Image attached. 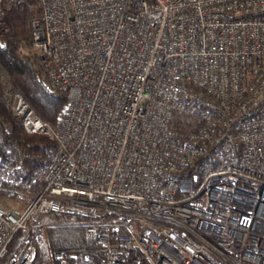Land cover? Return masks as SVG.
<instances>
[{
	"label": "built area",
	"instance_id": "built-area-1",
	"mask_svg": "<svg viewBox=\"0 0 264 264\" xmlns=\"http://www.w3.org/2000/svg\"><path fill=\"white\" fill-rule=\"evenodd\" d=\"M37 7L30 47L66 103L52 127L5 78L21 128L54 147L30 182L0 157V264H38L12 237L58 214L90 219L97 264H264V0Z\"/></svg>",
	"mask_w": 264,
	"mask_h": 264
},
{
	"label": "trees",
	"instance_id": "trees-1",
	"mask_svg": "<svg viewBox=\"0 0 264 264\" xmlns=\"http://www.w3.org/2000/svg\"><path fill=\"white\" fill-rule=\"evenodd\" d=\"M0 8L10 27L8 39L0 43V157L8 155L15 174L30 182L32 171L46 162L54 143L44 134L24 132L18 118L10 111L5 78L23 93L35 112L52 127L58 123L66 98L50 88L48 62L26 52L31 45L30 20L38 15L37 0H22L19 5H7L1 1ZM194 123L178 114L173 126L192 130ZM90 222L86 217L58 214L54 225L17 231L11 242L28 238L35 248L38 264H58L53 258L55 252L63 256L88 254L89 260L78 264H97L100 249L85 233V226Z\"/></svg>",
	"mask_w": 264,
	"mask_h": 264
},
{
	"label": "rangeland",
	"instance_id": "rangeland-1",
	"mask_svg": "<svg viewBox=\"0 0 264 264\" xmlns=\"http://www.w3.org/2000/svg\"><path fill=\"white\" fill-rule=\"evenodd\" d=\"M26 52L33 53V50L31 49V47H29V48H27Z\"/></svg>",
	"mask_w": 264,
	"mask_h": 264
}]
</instances>
